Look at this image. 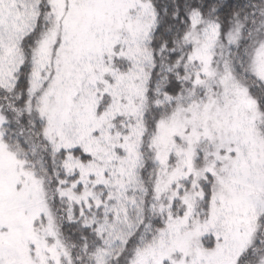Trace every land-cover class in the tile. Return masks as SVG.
Returning <instances> with one entry per match:
<instances>
[{
    "label": "snow or ice",
    "instance_id": "1",
    "mask_svg": "<svg viewBox=\"0 0 264 264\" xmlns=\"http://www.w3.org/2000/svg\"><path fill=\"white\" fill-rule=\"evenodd\" d=\"M0 264H264V0H0Z\"/></svg>",
    "mask_w": 264,
    "mask_h": 264
}]
</instances>
